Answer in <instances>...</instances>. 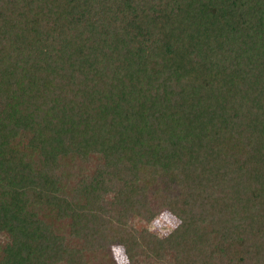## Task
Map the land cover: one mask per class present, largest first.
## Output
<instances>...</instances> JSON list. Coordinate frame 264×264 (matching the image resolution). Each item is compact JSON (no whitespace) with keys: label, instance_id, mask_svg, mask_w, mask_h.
Instances as JSON below:
<instances>
[{"label":"trees","instance_id":"16d2710c","mask_svg":"<svg viewBox=\"0 0 264 264\" xmlns=\"http://www.w3.org/2000/svg\"><path fill=\"white\" fill-rule=\"evenodd\" d=\"M139 262L264 264V0H0V264Z\"/></svg>","mask_w":264,"mask_h":264},{"label":"rangeland","instance_id":"374dc122","mask_svg":"<svg viewBox=\"0 0 264 264\" xmlns=\"http://www.w3.org/2000/svg\"><path fill=\"white\" fill-rule=\"evenodd\" d=\"M100 164V159L97 155H90V158L86 161L81 160L79 157L75 158V160L69 161V163H67L65 166L67 167V171L71 170L73 176L70 178L71 182H74L76 180H78L80 177L82 176H90L91 174H93L94 170L97 168V166ZM158 177V176H157ZM164 182V181H163ZM165 186H162L165 189H168L169 187H166L167 185L172 187L173 185L170 183H164ZM138 189H140L141 191V183H138ZM174 188V187H172ZM175 189V188H174ZM138 191L136 194V198L137 199H142L145 196H147V198H149L151 200V204L153 207H156V199H154L152 196H150L151 194L148 193L147 191ZM173 190H165V192H170L172 193ZM175 192V191H174ZM159 213L157 214V216L154 218L152 224L151 222L148 223V228L150 230H152L153 232H158L159 234H163L164 232L170 230L172 227H174V225L177 222V219L170 213L168 212L166 209L164 208H159ZM161 212V213H160ZM129 221H133L132 216H130ZM140 264H142V262H139Z\"/></svg>","mask_w":264,"mask_h":264},{"label":"clouds","instance_id":"9594fccd","mask_svg":"<svg viewBox=\"0 0 264 264\" xmlns=\"http://www.w3.org/2000/svg\"><path fill=\"white\" fill-rule=\"evenodd\" d=\"M180 223H181V221H180V218L179 217H177V222H176V224L174 225V227H173V231L175 230V228H178L179 226H180Z\"/></svg>","mask_w":264,"mask_h":264}]
</instances>
